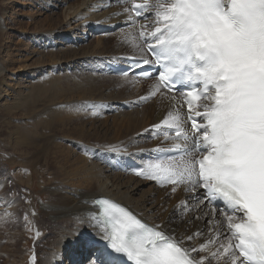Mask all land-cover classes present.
<instances>
[{"label":"snow or ice","instance_id":"obj_1","mask_svg":"<svg viewBox=\"0 0 264 264\" xmlns=\"http://www.w3.org/2000/svg\"><path fill=\"white\" fill-rule=\"evenodd\" d=\"M125 11L149 21L140 25L138 37L126 39L142 48L141 39L155 57L143 63L162 68L143 99L164 96L162 89L171 92L179 84L187 106L186 113L173 109L153 125L174 133L165 131L164 139L173 142L156 151L177 155L133 171L162 187L172 185L171 193L180 186L193 193L204 189L194 194L195 207L181 201L180 208L183 213L213 205L205 214L212 227L203 243L190 247L185 241L203 235L200 230L177 237L116 202L96 199L99 211L87 217L103 242L82 237L81 264H205L210 258L264 264V0H133Z\"/></svg>","mask_w":264,"mask_h":264},{"label":"bare ground","instance_id":"obj_2","mask_svg":"<svg viewBox=\"0 0 264 264\" xmlns=\"http://www.w3.org/2000/svg\"><path fill=\"white\" fill-rule=\"evenodd\" d=\"M3 1L2 6H0V37L7 41L5 43L8 46L12 42V35L10 32L6 34L8 22L6 23L5 18L12 21L10 12L13 10L11 8L13 0ZM26 1L17 0L22 6ZM28 1H30L31 7H33L32 2H34L37 6H41V9L50 11V14L45 18L34 20L40 27L34 29L28 38L32 45H48L49 50H43L44 54L41 53V56L39 53L40 58L34 59L37 63L46 60V64L49 61L60 64L64 63L66 56H75L71 60L88 57L97 58L112 51L113 54L120 55L121 58L104 59L101 73L103 78L106 77L105 80L108 81L109 87L116 86L126 90L127 86L122 80L114 81L116 76L107 75L108 72L104 68L106 62L115 60L122 62L131 56L148 57V55L140 52V48L133 46L126 39L128 36L138 37L140 25L149 22L144 15L136 17L131 11H125L131 8L133 0ZM38 12L40 11L38 10ZM35 14L37 15V12ZM35 17L30 16L28 18L31 20ZM89 24H91L90 29H84ZM9 28L12 29L11 26ZM79 31L84 35L87 34V37H95V39L77 51L78 48L77 50L75 47L73 48V41L77 40L75 35L79 34ZM22 32L20 30L18 33L21 35ZM68 41L72 43L70 47L65 45ZM138 43L143 45V41L139 38ZM57 44H62L61 48H56L55 45ZM34 52L36 51L34 50ZM76 55L78 56L76 57ZM80 64L81 61L71 65L77 67ZM3 68V64L0 63V86L3 87L2 89L7 88L6 90H9L8 94L11 93V96L5 100L3 97L5 94L1 95L0 92V97L5 100L0 103V220L3 223L5 221L9 224H18L19 227L22 225L21 223L26 221L24 217L26 209L33 210L35 213L38 210L36 218H32L33 224L36 225V233H40L37 237L41 242L38 243H42L44 247H46L45 245L49 246L48 249L46 248L43 264H59L61 252L64 249L66 250L65 253L69 255L67 262L63 261V264H75L74 262L81 264L86 255L82 248V237L90 236L103 242L102 233L96 235L99 230L90 226L87 217L89 212H98L92 202L95 197L100 196L110 197L125 205L152 226H161L169 233L174 230L177 237L181 235L190 236L200 230L203 235L192 241H185L187 246L198 247L207 239L210 232L206 231L207 228L204 231L201 230L203 222L201 221L198 226L195 224L188 226L187 222L191 220L190 217L193 212L187 211L184 214L180 208L181 201L186 200L188 193L203 194L202 188H198L196 193H193L184 191V186H180L175 193H171L172 185L162 187L154 180H140L141 176L135 175L125 163L128 157H133L139 161L140 165L144 166L155 160L154 158L145 160L146 153L150 154L157 152L156 149L158 148L170 147L173 141L171 139L165 140L164 132L168 131L170 135L174 134L166 127L162 126L161 129H155L153 125L160 124L167 112L173 109L178 108L182 113L187 112V106L182 104L180 94H172L162 89L166 95L157 94L155 97L143 99L149 96L155 79L153 77L141 79L133 75L123 77L124 79L134 78L136 81L135 84L128 86L131 88L129 93L125 92L120 95L121 98L122 96L129 98L131 102H129L130 100L125 101V99L118 101V104L127 103L132 106L133 103L139 108L131 107V112L120 109L124 116L114 120L116 132L107 139L111 143L105 145V139L100 136L99 131L94 128V130H90L91 126H84V122H82V119L91 112L83 113L84 111L81 112L78 109L77 103L62 101L60 97L65 94H63L64 88L57 89L58 94L53 102H51L52 97L48 96L49 104H45L46 101L41 98V95H45L46 90L38 92L30 86L32 79L42 75L44 71L42 69L45 67L26 72L27 75L22 80L17 77L13 78L12 75L3 78ZM61 75L49 76H52L54 80H59ZM96 77L100 79L99 75ZM96 77L94 78L96 79ZM77 82L81 84L74 83L75 86L82 85V87L86 86L87 88L94 84L89 81H85L86 83ZM57 85L62 86L61 82H57ZM71 92L72 90L70 94ZM87 96H82V98L85 100ZM173 96L176 97L175 100L171 99ZM117 99L111 98L110 101H113L112 104H114ZM202 103H210V101H202ZM113 107L115 105L111 106V108ZM136 134L142 136L138 138L139 141L143 140L144 142L149 136L152 140L145 144L138 143L139 145L136 146H128L129 141L127 139ZM103 136L105 137V135ZM101 141H104L103 146L99 145ZM131 151L134 153L130 154ZM116 158H120L125 170L116 166L114 163ZM109 159L112 161L108 162ZM145 184H149L146 189L142 188ZM37 185L46 193L41 198L46 206L41 209L37 208L35 204ZM190 206L195 207V203L191 202ZM212 207L211 205L210 208L206 209L200 205L201 211L198 212L202 215L203 220L206 218L205 214L211 212ZM52 214L58 219L46 221V216ZM217 215L219 219L223 220L222 215L219 213ZM76 217H80L83 222H78ZM206 224L208 227H212V225ZM21 232V229H18L9 235L16 238L22 235ZM52 234H54L53 237ZM212 249L215 251V248ZM193 255L196 254L193 253ZM207 255V252L199 253V256L207 257ZM34 256L36 257L35 264H40L39 256L37 254ZM205 264H224V261L210 258L205 261Z\"/></svg>","mask_w":264,"mask_h":264},{"label":"rangeland","instance_id":"obj_3","mask_svg":"<svg viewBox=\"0 0 264 264\" xmlns=\"http://www.w3.org/2000/svg\"><path fill=\"white\" fill-rule=\"evenodd\" d=\"M2 1L3 0H0V6H2V4L4 2V1L3 2ZM56 1H59V0H55L54 2H56ZM30 4H31L30 1L27 0L26 3H24L22 6L21 4H19L17 2V0H13L12 5H11V8H13V10L10 12V14H11L12 21L13 20L14 21L12 22V21L8 20L7 18H5L6 23L8 22V24H7L8 30H7L6 34H8V32H10V35H12L11 36L12 42L7 46V43H5L7 41H5V39H2V37H0V63H2L4 66V68H3L4 73L2 74V77L7 78L8 75H12L13 78L17 77V78H21V80H22L23 77H26L25 76V75H27L26 72H28L30 70L31 71L37 70V69H40L41 67H45L44 69H42V70H44L42 75L32 79L30 86L34 87L38 92L41 90H46V94L41 95V98L44 101H46L45 104H49L48 96L52 97L51 102H53L54 98L58 94V90H60L61 88H64L63 94L65 93L66 95L64 94L65 96L62 95L60 97L62 99V101H64L65 103L66 102H69V103L74 102L73 104L77 103L78 109L81 112L84 111L83 113L91 112V114H88V116H86L85 118L82 119V122H84V126H87V127L91 126L90 130L95 129V130L99 131V134H101L100 136L105 139L104 140L105 142L104 141L99 142L100 146H103V142L105 145H109V143H111V142L107 139L116 132V130L114 128L115 127L114 120H116V118L120 119L124 116V113H121L120 109L131 112V107L139 108V106H134L133 103H132V106H130L128 104L129 105V106L127 105L128 108L123 107L122 106L123 104L122 105L118 104V101L119 102L122 100L124 101L125 99H126L125 101L130 100L129 98H127V97L124 98L123 96H122V98H123L122 99L120 95H121V93H125V92L129 93L131 91V88H129L128 86H131V84L132 85L135 84L136 80L134 78H128V79L125 78L124 79L123 78L124 76L107 74V75L116 76L114 78V81L122 80V82L125 83V86H127V88H126V90H122L119 87H116V86L115 87L114 86L109 87V85H107L108 81L105 80L106 77L103 78V74L101 73V69H102V66L104 64V59H111V58H115V57L117 59L121 58L120 55L113 54L112 51H109V53H106L102 57H97V58L96 57H88L85 59L80 58V59L71 60V58H73L75 56H73V57L66 56L64 59L65 61H63L64 63H60V64H55L54 62H51V61H49V63L51 62L50 64L49 63L46 64V60L44 62H41L42 64L40 62L37 63V61L35 62L36 59L38 60L40 58L39 56L41 55V53L44 54L43 50L47 51V50H49V48H47L48 45L47 46L32 45L31 40L28 39L30 36L29 34L34 29L40 27V26H38L37 23H35V21L45 18V16L50 14V11L47 9L45 10L43 8L41 9L40 8L41 6H37L36 4H34V2H32L33 7H31ZM58 7H60V6H58ZM38 10L40 12H38ZM35 12H37V15L35 14ZM55 12H57V10H55ZM6 14L8 15V12ZM6 14L4 13L5 16H6ZM30 16L31 17L36 16V17L29 20L28 17H30ZM9 26H11L12 29H10ZM44 26H46V25H44ZM90 26H91V24L85 26L84 29L88 30V29H90ZM20 30L23 31L21 33V35L18 33ZM75 38L77 40L73 41V43H74L73 48L75 47L76 50L78 48L77 51H80L79 49L86 46L88 43H90L92 40L95 39V37H87V34L84 35L80 31H79V34L75 35ZM62 44L61 45L57 44V45H55V47L61 48L60 46H62ZM65 45H66V47L67 46L70 47V45H72V43L70 41H68ZM55 47H52V48H55ZM34 50L36 52H34ZM41 50H42V52H41ZM143 50H144V46L142 45V48H140V52L144 54ZM39 53H40V55H39ZM77 56L78 55H76V57ZM79 56H80V54H79ZM79 61H81L80 65H78L77 67H72L71 64H73L74 62H79ZM43 63H45L44 64L45 66L43 65ZM22 65H24V66H22ZM29 66H31V67H29ZM38 66H40V67H38ZM56 74H60V75L62 74L61 79H59V80L55 79L54 80V78L52 76H49V75H56ZM65 74H68V75H66L67 78H66ZM97 75H99L100 79H97L98 78V77H96ZM107 75H105V76H107ZM89 76H91V77H89ZM93 76L96 77V79ZM63 77H65V78H63ZM38 78H40V80H37ZM27 80H29V79H27ZM84 80L86 82L89 81V82H92L94 84H92V87H89V88H87L86 86L82 87V85L81 86L80 85H78V86L74 85V83L75 84L76 83L81 84L77 81H80V82L83 81V83H84L85 82ZM57 82H61L62 86H58ZM153 83L154 84L156 83L155 80L153 81ZM63 84H64V86H63ZM96 85L97 86L99 85V86L97 87ZM2 88L3 87L0 86V92H1V95L2 94L6 95V96L5 95L3 96L6 100L7 98H9L11 96V93L8 94L9 90H6L7 88H5V89H2ZM71 90H72V92L70 94ZM89 90H91V91H89ZM82 96L83 97L87 96V99L85 98V100H84V98H82ZM92 97L94 99H91ZM1 98L2 97H0V103L5 101L3 98L2 99ZM60 98H58V99H60ZM111 98H118L117 102L112 104L113 101H110ZM77 101L78 102L81 101V102H79L80 104ZM129 102H131V100ZM113 105H115V107L111 108V106H113ZM91 120H92V122H91ZM122 133L125 134V132H122ZM103 135H105V137ZM140 137H142V136L141 135L138 136V134H136L134 136H130L127 139L129 141L128 146H130V145L136 146L138 143L139 144H145L147 141L152 140V138L149 136L147 138V140L145 139V141L143 142V140L139 141L138 138H140ZM65 143H67V142L65 141ZM122 145H125V144L122 143ZM133 153L134 152H132V151L130 152V154H133ZM111 161L112 160L109 159L108 162H111ZM16 169H18V168H16ZM139 179L140 180H147L146 178H143L142 176ZM147 185L149 187V184H145L142 186V188H145V189L148 188ZM43 191L44 190L39 185H37V188L35 191L36 192L35 204H36V207L39 209L44 208L46 206L45 202L41 201L42 200L41 198H43V196H45V194H46L45 191L44 192ZM193 196L194 195L191 193H188V195L186 196L185 201H187L189 203V205L191 204V202L195 203V201L193 200ZM44 200H45V198H44ZM210 206L211 205L209 204L208 207L210 208ZM208 207H205V208L208 209ZM37 212H38V210H36V213H35L33 210L29 211L28 209H26L24 212L25 213L24 217L26 218V219L25 218L24 219L26 221L21 223L22 227L21 226L18 227V224H15V223L9 224V223H5V221L3 223V221L0 220V264H9V263L15 264V262H16V264H31V261H32L31 257L35 254H37V256H39L40 264H43L42 261L44 260V256L46 257V251H47L49 246L45 245L46 247H44L42 243H38L41 241H40V239L38 240V237L36 235V231H35L36 225L33 224V222H32V218L33 219L36 218ZM192 212L193 213L190 217L191 220H190V222L189 221L187 222L188 226H191L194 224L196 226H198L202 221L203 226L201 227V230L204 231L207 228L206 231H209L210 226L209 227L207 226L206 218H205V220H203L202 215L198 211H195V212L192 211ZM185 213H187V212H184V214ZM208 213H210V212H208ZM196 216H200L201 218L195 219ZM45 219H46V221L47 220L51 221V220L58 219V217L54 216V214H52V215L46 216ZM223 219H224V217H223ZM2 224H4V225H2ZM17 228L21 229L22 235L18 236L16 238H12V236L9 234H13L15 230H18ZM223 231L225 232V234H227V228L226 227L223 229ZM53 235L54 234H52V237H53ZM65 251L66 250L64 249L63 252H61V262L59 264H63V261L65 263L67 262V258H68L69 254L65 253ZM7 256H8V259H7ZM74 263L76 264V262H74Z\"/></svg>","mask_w":264,"mask_h":264}]
</instances>
